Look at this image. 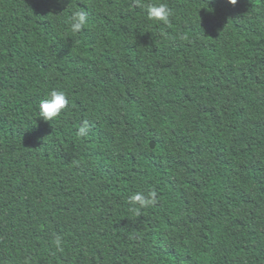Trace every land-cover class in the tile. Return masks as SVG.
I'll return each mask as SVG.
<instances>
[{"label": "trees", "instance_id": "trees-1", "mask_svg": "<svg viewBox=\"0 0 264 264\" xmlns=\"http://www.w3.org/2000/svg\"><path fill=\"white\" fill-rule=\"evenodd\" d=\"M0 264H264V0H0Z\"/></svg>", "mask_w": 264, "mask_h": 264}, {"label": "clouds", "instance_id": "clouds-1", "mask_svg": "<svg viewBox=\"0 0 264 264\" xmlns=\"http://www.w3.org/2000/svg\"><path fill=\"white\" fill-rule=\"evenodd\" d=\"M58 3H62L63 0H57ZM230 5H235L237 0H226ZM147 15L150 19L157 22H163L167 24L171 15L170 9L166 4L149 5L147 7ZM88 21L87 12L75 11L71 14L70 18V30L74 33L80 32ZM69 99L63 90H52L47 98L41 100L38 109V117L42 118L46 122L55 120L61 115L62 111L68 107ZM88 129L87 121L82 122L78 135L83 136ZM130 202L133 204V212L136 216H139L141 209L154 205L156 203V192L152 191L148 195L142 192L134 193L129 197ZM59 243V241H57Z\"/></svg>", "mask_w": 264, "mask_h": 264}, {"label": "water", "instance_id": "water-1", "mask_svg": "<svg viewBox=\"0 0 264 264\" xmlns=\"http://www.w3.org/2000/svg\"><path fill=\"white\" fill-rule=\"evenodd\" d=\"M151 148H152V149L154 148V144H153V143H151Z\"/></svg>", "mask_w": 264, "mask_h": 264}]
</instances>
